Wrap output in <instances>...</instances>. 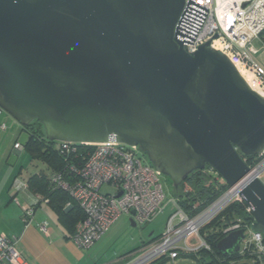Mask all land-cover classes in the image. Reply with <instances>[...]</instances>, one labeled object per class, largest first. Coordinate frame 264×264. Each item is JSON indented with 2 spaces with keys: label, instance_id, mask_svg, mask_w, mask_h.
I'll use <instances>...</instances> for the list:
<instances>
[{
  "label": "water",
  "instance_id": "water-1",
  "mask_svg": "<svg viewBox=\"0 0 264 264\" xmlns=\"http://www.w3.org/2000/svg\"><path fill=\"white\" fill-rule=\"evenodd\" d=\"M183 5L0 0V108L49 142L137 147L174 190L206 167L234 187L250 171L242 157L264 151V98L209 43L185 52L174 36ZM239 195L264 240V184ZM243 233L217 252L237 254Z\"/></svg>",
  "mask_w": 264,
  "mask_h": 264
},
{
  "label": "built area",
  "instance_id": "built-area-1",
  "mask_svg": "<svg viewBox=\"0 0 264 264\" xmlns=\"http://www.w3.org/2000/svg\"><path fill=\"white\" fill-rule=\"evenodd\" d=\"M263 32L264 0H184L174 36L189 55L206 43L213 49L218 45L219 53L235 58L251 70L257 81V90L264 98V67L255 61L258 51L253 48V43L260 40ZM3 114L5 112L0 108V116ZM1 128L5 130L6 127L2 124ZM78 146L82 145H55L67 165L66 172L56 173L51 179L53 188L67 193L83 212L84 217L76 223L70 238L78 248L93 246L121 215H127L136 225L144 226L162 212L167 204L162 175L137 147L110 142L84 145L82 147L89 149L83 151ZM14 149L22 151L23 146L16 143ZM254 160L248 166L249 173L239 183L193 215L180 210L176 199H173L176 211L167 220L164 233L154 242L142 244L121 264H150L164 257L170 263L180 254L209 250L200 236L201 229L232 202L244 204L239 191L249 181L257 179L264 184V151ZM105 186L114 192L102 193ZM21 189H27V186H19L16 192ZM40 202L47 203V200ZM19 206L20 218L28 225L35 208L26 204ZM69 207L70 204H66L65 208ZM245 207L246 212L252 215L250 208ZM253 222L244 226L235 224L223 233L226 236L244 230L238 253L245 255L251 261L249 264H264V240L260 234L250 230ZM39 229L46 232L45 224ZM16 246V238L0 235V264H26Z\"/></svg>",
  "mask_w": 264,
  "mask_h": 264
},
{
  "label": "trees",
  "instance_id": "trees-1",
  "mask_svg": "<svg viewBox=\"0 0 264 264\" xmlns=\"http://www.w3.org/2000/svg\"><path fill=\"white\" fill-rule=\"evenodd\" d=\"M263 35L264 32L261 37ZM21 128L28 136L23 150L31 161L37 162L45 168L42 173L33 175L27 180L28 192L36 196L35 203L30 206L35 208L40 201L47 200V205L53 210L65 233L71 238L76 223L84 217L83 212L67 193L54 189L51 180L54 174L66 172L67 162L64 156L55 149L57 143L49 142L45 138L43 127L38 122L34 121L29 126ZM78 147L83 151L89 149L82 146ZM242 160L247 166L256 161L254 157H242ZM216 175L208 167L191 174L177 190L180 192L175 197L178 208L189 215H193L216 200L229 188ZM66 204H70L67 209L65 208ZM252 221L254 219L252 215L246 212L245 204L232 202L200 231V236L209 250L200 249L194 253L180 254V256L193 258L203 264H234L233 262L238 259H247L245 255L239 253L223 258L217 252L216 244L225 237L223 232L228 227L235 224L250 225ZM168 262L169 260L164 257L150 264Z\"/></svg>",
  "mask_w": 264,
  "mask_h": 264
},
{
  "label": "rangeland",
  "instance_id": "rangeland-1",
  "mask_svg": "<svg viewBox=\"0 0 264 264\" xmlns=\"http://www.w3.org/2000/svg\"><path fill=\"white\" fill-rule=\"evenodd\" d=\"M253 48L258 51L256 57H254L255 61L259 66L264 67V35L260 37V40H256L253 43ZM239 65L243 70L252 74L251 70L249 71L243 64L239 63ZM255 82L257 86V81L255 80ZM5 115L9 116L6 113ZM27 139V134L22 133L19 141L24 144ZM262 176L264 177V173ZM162 184L166 194L167 204L154 220L144 226L136 225L135 228H132L129 223L130 217L121 215L89 249L78 248L69 238L70 235L65 233V230L62 229L60 223L56 221L53 213L47 207L38 209L28 225H25L20 219L19 228H16L15 234L9 238L17 239L16 249L20 254L22 252L25 255L27 264H108L116 257L122 256L134 248L139 247L141 242L147 239L151 233L154 236H159L164 233L167 220L176 211L172 200L175 199L179 191L174 190L168 178L163 176ZM101 192L106 194L113 193L114 191L109 186H105ZM38 217L42 218V221L39 222L40 225L43 223L47 224L46 232L42 233L37 226L39 225L36 224ZM65 238H69V240ZM233 263L249 264L251 261L248 259H238ZM165 264L203 263L190 257L180 256L174 262Z\"/></svg>",
  "mask_w": 264,
  "mask_h": 264
},
{
  "label": "crops",
  "instance_id": "crops-1",
  "mask_svg": "<svg viewBox=\"0 0 264 264\" xmlns=\"http://www.w3.org/2000/svg\"><path fill=\"white\" fill-rule=\"evenodd\" d=\"M2 124L5 125V130L1 128ZM22 133L25 132L12 118L5 114L0 116V235H4L8 238L11 235L13 236L16 228H19L20 226L21 218L19 204L31 205L34 204L36 200V196L28 192L27 189H21L18 193L16 192V189L23 184L26 185L27 180L31 176L40 174L45 169L44 166L41 167L37 162L31 161L25 150L19 151L14 149L16 143L22 146L25 145V143L22 144L19 141ZM43 207L50 209L56 221H58L55 213L47 203L40 202L37 204L35 206L34 216L37 210L42 209ZM36 220V224H39V222L42 221V218L38 217ZM43 224H45V227H48L46 223ZM37 226L39 227L40 224ZM156 237L157 236H154L153 233H151L147 239L141 242V245L154 242ZM69 238L65 239L69 240ZM139 247L134 248L122 256L116 257L108 264H121L126 257L136 252ZM21 254L24 261L27 260L22 252Z\"/></svg>",
  "mask_w": 264,
  "mask_h": 264
},
{
  "label": "bare ground",
  "instance_id": "bare-ground-1",
  "mask_svg": "<svg viewBox=\"0 0 264 264\" xmlns=\"http://www.w3.org/2000/svg\"><path fill=\"white\" fill-rule=\"evenodd\" d=\"M214 49L219 51L220 47L218 45H214ZM229 60L232 62V64L234 65V67L236 68V70L238 71V73L240 74V76L245 80V82L250 86V88H252L253 90H255L256 92H258V90H256V82L254 80V76L253 74H251L248 71H245L241 68V66L239 65V62L235 59L232 58L230 56H228ZM250 71V70H249ZM259 93V92H258Z\"/></svg>",
  "mask_w": 264,
  "mask_h": 264
}]
</instances>
